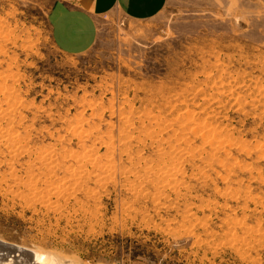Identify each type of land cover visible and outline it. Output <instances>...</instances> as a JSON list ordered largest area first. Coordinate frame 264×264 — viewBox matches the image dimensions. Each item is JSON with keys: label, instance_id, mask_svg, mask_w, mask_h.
I'll use <instances>...</instances> for the list:
<instances>
[{"label": "rangeland", "instance_id": "374dc122", "mask_svg": "<svg viewBox=\"0 0 264 264\" xmlns=\"http://www.w3.org/2000/svg\"><path fill=\"white\" fill-rule=\"evenodd\" d=\"M56 1L0 0V241L51 264H264V0L105 17L74 56Z\"/></svg>", "mask_w": 264, "mask_h": 264}, {"label": "crops", "instance_id": "0c3cea01", "mask_svg": "<svg viewBox=\"0 0 264 264\" xmlns=\"http://www.w3.org/2000/svg\"><path fill=\"white\" fill-rule=\"evenodd\" d=\"M169 0H57L49 12L51 33L57 48L68 55L89 52L105 17L126 16L147 21L159 16Z\"/></svg>", "mask_w": 264, "mask_h": 264}, {"label": "bare ground", "instance_id": "6f19581e", "mask_svg": "<svg viewBox=\"0 0 264 264\" xmlns=\"http://www.w3.org/2000/svg\"><path fill=\"white\" fill-rule=\"evenodd\" d=\"M50 261L51 260H48L46 258V256L41 254V253H37V252H34V251L33 252L26 251V250H24L22 248H19V247L16 248V247H14L12 245H9V244H6V243L0 241V264H51Z\"/></svg>", "mask_w": 264, "mask_h": 264}]
</instances>
